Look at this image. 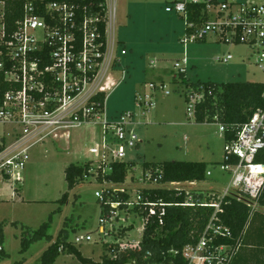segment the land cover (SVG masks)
I'll use <instances>...</instances> for the list:
<instances>
[{
    "label": "built area",
    "instance_id": "obj_1",
    "mask_svg": "<svg viewBox=\"0 0 264 264\" xmlns=\"http://www.w3.org/2000/svg\"><path fill=\"white\" fill-rule=\"evenodd\" d=\"M112 1L114 5L110 8L107 0L101 4L104 7L101 15L100 11L93 10L90 0H28L13 31H8L3 22V4L0 3V80L2 78L7 86L0 94V122L12 127L8 137L0 142V175L4 180L14 185L21 184L32 149L94 120L101 122L102 136L98 148L92 149L97 153L94 160L98 164L94 167L92 160L88 172L96 179L101 174L104 177L101 184L109 183L105 176L112 172V163L128 162V152L142 141L131 111L121 113L114 120H109L106 112L108 93L120 82L113 75L116 63L121 62L115 54L120 42L115 35L110 37L109 27L115 26V0ZM190 3H207L208 19L203 23L191 21ZM166 10L179 14L185 22L186 31L180 38L182 44L205 42L210 36H214L217 42L246 44L251 50L249 59L264 74V0H175ZM101 22L106 24L104 51V43L99 40ZM121 54L125 55L126 50L122 49ZM232 59L231 54L217 58L221 62ZM187 63V57L183 62L175 63L177 74L186 73ZM151 67H154L153 61ZM150 88L164 90L166 85L151 83ZM99 93L106 94L102 106L94 101ZM164 93L170 94L168 90ZM144 96H136L137 105L145 102L149 107L153 106L154 94L145 93ZM203 98V93L190 92L191 115L195 104ZM220 130L224 134L225 126L220 124ZM262 150L264 108L240 126L234 137L224 141L221 170L228 173L230 179L220 194L206 198L176 187L178 194L186 192V200L184 203H168L163 198H154L152 192L179 182L162 183L163 172L160 169L141 167L135 177L133 195L126 188H105L95 192L101 202L100 207L107 208L105 213L101 212L98 238L93 232L77 233L72 242L82 245L99 241L109 258L119 259L130 250L141 249L147 225L154 218L163 225L169 206H201L212 208L213 212L198 239L186 245L181 253L171 250V262L148 264H183L176 260L178 254H181L184 264H232L242 237L235 238L232 229L222 221L224 204L232 196V191H239L250 199L249 207L257 205L264 192V162L256 160ZM137 167H134V173ZM207 175L211 176V171ZM85 177L88 178L87 175ZM115 192L128 194V198L124 202L110 201L111 194ZM130 217L142 218L139 241L128 239L135 220L127 226L123 224ZM117 222L121 224L116 225ZM130 226L133 228L129 229ZM124 228L127 230L121 235ZM109 237L110 240L107 239ZM3 248L0 245V250ZM152 256L149 250L145 258Z\"/></svg>",
    "mask_w": 264,
    "mask_h": 264
},
{
    "label": "rangeland",
    "instance_id": "obj_2",
    "mask_svg": "<svg viewBox=\"0 0 264 264\" xmlns=\"http://www.w3.org/2000/svg\"><path fill=\"white\" fill-rule=\"evenodd\" d=\"M111 1L107 0L109 8L114 5ZM174 1L115 0V26L109 27V30L110 37L115 35L120 42L115 54L121 63H116L113 70L114 77L120 82L108 93L106 112L109 120L117 119L126 111L134 114L136 131L142 141L138 145L140 148L137 146L128 152V160L136 161L137 164L175 160L208 162L213 172L208 180L182 182L169 187H181L193 193L204 192L206 198H209L212 194H220L230 179V175L221 170L224 134L218 123H197L194 120L189 112L190 101L186 98L191 91H187L183 84L173 82L178 73L175 63L183 62V58L187 57L188 77L191 81L264 82V74L249 59L251 50L246 44L217 42L214 36L205 42L182 44L180 38L186 31L185 22L179 14L166 10ZM122 49L126 50L125 55L121 54ZM228 54L233 56L229 62L217 60L219 56ZM152 61L154 67L150 68ZM151 83L165 84L164 90L170 94H165L163 89L152 90ZM145 93L154 94L153 106L149 107L145 102L141 106L137 105L136 96L139 94L145 97ZM101 127V122L94 120L72 128L69 134L61 136L57 141L49 139L32 149L21 184L24 202L6 203L0 200V223L4 222V245L8 253L7 257L0 259V264H40L43 252L59 238L63 230L68 232V241H72L77 233L93 232L95 238H98L102 209L95 192L105 188H126L131 195L134 194L135 177L141 170L139 165L135 173L132 171L128 175L125 184H101L96 176H89L84 183L68 190L65 168L71 163L96 160L97 153H93L92 149L98 148L97 145L101 143ZM11 131L10 125L0 122V142ZM95 160L94 167L98 164ZM8 187L15 188L14 184L7 179L3 180L0 175L1 195L10 193ZM67 191L70 192L69 200L62 205L58 200ZM231 193L249 200L239 191ZM50 215H53V222L49 233L53 240L37 241L26 253H22L23 227L37 230L49 221ZM131 220H135V227L128 239L139 241L142 218L130 217L123 225H129ZM14 222L18 224L17 227L12 225ZM107 239L110 240V237ZM102 245L98 241L76 246L85 257L100 262L104 253ZM54 264L83 263L74 255L63 253Z\"/></svg>",
    "mask_w": 264,
    "mask_h": 264
},
{
    "label": "trees",
    "instance_id": "obj_3",
    "mask_svg": "<svg viewBox=\"0 0 264 264\" xmlns=\"http://www.w3.org/2000/svg\"><path fill=\"white\" fill-rule=\"evenodd\" d=\"M28 0H0L3 4V22L8 31H13L16 22L22 18L24 6ZM50 0H45L48 2ZM92 1L93 10H98L101 15L104 14V7L101 4L106 0H90ZM207 3H197L188 5L190 12V20L198 23H203L208 19L206 12ZM182 18V16H180ZM183 19V18H182ZM99 40L104 43L102 50L106 49V24H100ZM183 84L187 91L192 93H203L204 98L195 104L193 117L197 123H218L225 126L224 139L230 140L236 135L240 126L247 123L255 112L264 108V83L252 81H237V82H222L213 81H190L186 73L177 74L173 82ZM4 82V81H3ZM0 80V94L7 89V86ZM189 102V96L186 97ZM106 99L105 93H99L95 96L94 101L104 105ZM257 161L264 162V150H262L256 158ZM93 161L88 160L84 163H71L65 168V178L68 183V190L75 189L79 184L84 183L91 176L88 172ZM135 161L115 162L112 163V172L106 174L105 179L112 184H124L128 175L136 167ZM144 169L157 168L163 172L162 183L171 182H196L206 181L210 178L207 175L209 171V163L203 161H165L161 163H149L144 161L142 164ZM103 176H98V182H103ZM67 191L58 201L65 205L70 196ZM154 198H163L168 203H184L186 200V192L178 194L176 188H157L152 192ZM128 194L115 192L110 196V201H125ZM106 199V198H105ZM260 204H264V193L260 198ZM109 208V206H108ZM102 214L107 211V208L101 207ZM61 211V208L58 209ZM213 212L212 208L201 206H181L172 205L167 208V213L164 216V224L160 225L157 219H153L147 225L141 249H134L124 253L119 259H111L107 254L106 248L102 260L96 262L88 257H85L80 249L72 242L68 241V232L63 230L59 238L53 242L42 254L40 264H54L57 259L63 254L74 255L83 264H148L153 262H171L173 256L171 250H176L179 253L183 248L195 242L202 231L204 230L209 218ZM250 207L236 198L230 196L224 204V213L222 221L229 226L235 238H241L245 226L250 216ZM53 215H50L48 222L43 223L37 230L23 227L21 236V252L26 253L31 245L40 240L52 241L53 236L49 233ZM14 226L18 224L12 223ZM130 226L129 229H132ZM127 229H123L121 235H124ZM4 222L0 223V245L4 244ZM61 250V251H60ZM152 251L153 256L145 258L147 251ZM8 256L5 249L0 250V259ZM175 259V258H174ZM176 260L180 263L182 260L181 254H178Z\"/></svg>",
    "mask_w": 264,
    "mask_h": 264
},
{
    "label": "crops",
    "instance_id": "obj_4",
    "mask_svg": "<svg viewBox=\"0 0 264 264\" xmlns=\"http://www.w3.org/2000/svg\"><path fill=\"white\" fill-rule=\"evenodd\" d=\"M188 63H189V60H188ZM188 63H187V68H188ZM150 68H152L151 64H150ZM186 75H187V78L190 79L188 77V70L186 71ZM192 81H196V80H192ZM237 81H243V80H237ZM237 81L233 80L232 82H237ZM57 140L58 139H56V141ZM223 160H224V158H223ZM129 161H131V159H129ZM142 164H137L136 166L139 165V168H141V167H143ZM209 171H211L210 166H209ZM212 176H213V172L211 171L210 177H212ZM196 182H203V181H196ZM186 183H195V182H186ZM21 184L14 185L15 186L14 189L8 187V190L10 193H7L6 195H1V193H0V200L5 201L6 203H16L18 201L24 202L25 199H23V197H22V186H21ZM169 186H171V185H169ZM161 188H167V187H161ZM167 189H172V188H167ZM6 191H7V189H6ZM186 191H188V190H186ZM0 192L3 193V191H0ZM190 193H193V192H190ZM194 194H200L201 197H207L204 192H197ZM245 196H246V198L248 197L247 195H245ZM262 196H263V194H262ZM232 197L236 198L237 200H239L241 202L246 203L249 206L250 199L248 201H246L245 199H241L239 196H237L235 194H232ZM259 201H260V199H259ZM259 201L254 208L250 207L251 213H250L248 222H247L245 229H244V232H243L242 244H241L240 249H239L236 257L234 258V261L232 264H264V204H260ZM3 247L5 249L4 244H3Z\"/></svg>",
    "mask_w": 264,
    "mask_h": 264
}]
</instances>
